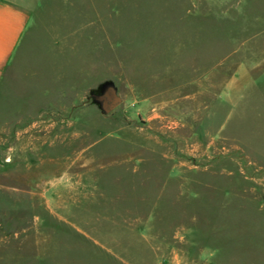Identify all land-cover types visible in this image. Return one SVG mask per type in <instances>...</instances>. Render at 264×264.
I'll use <instances>...</instances> for the list:
<instances>
[{
  "label": "rangeland",
  "instance_id": "rangeland-1",
  "mask_svg": "<svg viewBox=\"0 0 264 264\" xmlns=\"http://www.w3.org/2000/svg\"><path fill=\"white\" fill-rule=\"evenodd\" d=\"M30 8L0 96V264H264V0Z\"/></svg>",
  "mask_w": 264,
  "mask_h": 264
},
{
  "label": "crops",
  "instance_id": "crops-1",
  "mask_svg": "<svg viewBox=\"0 0 264 264\" xmlns=\"http://www.w3.org/2000/svg\"><path fill=\"white\" fill-rule=\"evenodd\" d=\"M35 4L36 0H30L28 5L15 0H0V96L13 88L18 73H26L25 57L35 39L34 34L29 32L30 7L33 8ZM54 43V50H57V38H54ZM44 105L46 110L63 109L53 101H47Z\"/></svg>",
  "mask_w": 264,
  "mask_h": 264
},
{
  "label": "water",
  "instance_id": "water-1",
  "mask_svg": "<svg viewBox=\"0 0 264 264\" xmlns=\"http://www.w3.org/2000/svg\"><path fill=\"white\" fill-rule=\"evenodd\" d=\"M90 97L104 113L112 111L122 100L113 81H105L98 88L91 90Z\"/></svg>",
  "mask_w": 264,
  "mask_h": 264
},
{
  "label": "flooded vegetation",
  "instance_id": "flooded-vegetation-1",
  "mask_svg": "<svg viewBox=\"0 0 264 264\" xmlns=\"http://www.w3.org/2000/svg\"><path fill=\"white\" fill-rule=\"evenodd\" d=\"M91 96V93H90V95H89V98L88 99H92V97H90ZM93 100V99H92ZM94 101V100H93Z\"/></svg>",
  "mask_w": 264,
  "mask_h": 264
}]
</instances>
